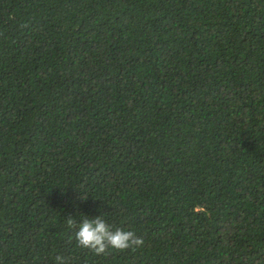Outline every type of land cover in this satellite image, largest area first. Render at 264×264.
<instances>
[{"label": "trees", "instance_id": "trees-1", "mask_svg": "<svg viewBox=\"0 0 264 264\" xmlns=\"http://www.w3.org/2000/svg\"><path fill=\"white\" fill-rule=\"evenodd\" d=\"M57 255L264 264V0H0V264Z\"/></svg>", "mask_w": 264, "mask_h": 264}, {"label": "clouds", "instance_id": "clouds-1", "mask_svg": "<svg viewBox=\"0 0 264 264\" xmlns=\"http://www.w3.org/2000/svg\"><path fill=\"white\" fill-rule=\"evenodd\" d=\"M66 224L68 228L76 229L69 243L74 239L77 247L87 249L96 256L109 254L110 250L117 252L136 250L144 244L143 238L138 237L133 231L113 230L102 216L85 218L78 226L75 219L68 217ZM55 264H68V261L65 257L57 255Z\"/></svg>", "mask_w": 264, "mask_h": 264}]
</instances>
